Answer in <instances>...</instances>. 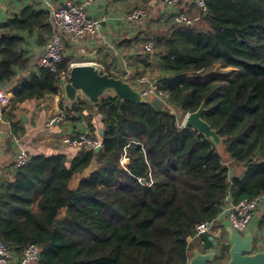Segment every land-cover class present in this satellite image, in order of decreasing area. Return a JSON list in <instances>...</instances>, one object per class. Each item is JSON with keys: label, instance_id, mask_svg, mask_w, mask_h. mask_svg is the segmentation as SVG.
Returning a JSON list of instances; mask_svg holds the SVG:
<instances>
[{"label": "trees", "instance_id": "1", "mask_svg": "<svg viewBox=\"0 0 264 264\" xmlns=\"http://www.w3.org/2000/svg\"><path fill=\"white\" fill-rule=\"evenodd\" d=\"M204 1L205 10L189 6V13H199L193 24L166 20L156 29L161 19L151 21L128 44L155 43L150 56L126 59L127 81L140 88L143 78L154 81L167 94L165 110L116 96L98 105L78 98L66 107L60 80L72 59L65 49L57 72L36 67L24 35L36 34L37 44L46 46L53 34L50 13L34 3L0 25V87L14 95L0 119L13 136L25 133L23 109L56 99L67 120L85 121L97 134L94 119L100 117L104 131L97 134L98 153L37 155L0 176V240L17 257L36 245L39 264H189L199 243L188 239L199 224L264 194V0ZM120 65L105 62L104 71L118 78L125 73ZM217 66L236 73L216 76ZM202 105L220 148L180 125V114ZM209 237L200 240L206 248ZM227 253L223 246L216 261Z\"/></svg>", "mask_w": 264, "mask_h": 264}, {"label": "crops", "instance_id": "2", "mask_svg": "<svg viewBox=\"0 0 264 264\" xmlns=\"http://www.w3.org/2000/svg\"><path fill=\"white\" fill-rule=\"evenodd\" d=\"M81 1L82 0H0V25L10 21L24 8L31 6L34 3H39L40 8L48 11L51 15L52 10H57L70 2L80 3ZM197 2L198 0H182L177 6L173 7L167 5L165 0L96 1L88 8L87 12L90 17L102 22V27L99 33L96 35H85L81 38L63 37L66 56H69L72 59L71 68L72 65L80 63H92L100 67L103 73H107L104 71V63L107 62L109 65H112L117 60L121 64L119 69L125 71V73L123 72V75L119 74L120 76L118 79L120 78L127 81L131 77V72L127 70L126 59L142 53L141 45L128 46L129 42L137 38L140 33L147 28L151 21L161 19L162 22L156 25L155 28H164V21H174V18L179 14L181 15L182 11L189 13V6L191 4H197ZM135 8H143L148 13V17L139 25L127 20V15ZM189 14H191V19L195 21L198 20V10H194ZM24 35L27 38V50L30 55H34V62L36 63L37 59H39L45 52L53 34L49 38L47 45L44 47L37 44L36 34L32 37H29L27 34ZM112 72H115L118 75V72L113 69ZM65 76L67 77L68 75ZM145 78L150 80L148 77ZM143 79L141 80V83L146 84V87H148V84L144 83ZM146 87L138 88L144 91ZM4 89L6 90V88ZM7 93L10 95L11 102L9 107L0 109L1 116L4 112H7L10 109L14 100V95L9 91H7ZM39 106V102H34L20 112L19 117L23 120L25 125V133L18 138L13 136L11 125L0 119V176L3 173H14L15 157L20 149L29 152L31 156H52L63 154L69 159H73L77 154L78 149L65 145L64 140L68 137H77L84 134L86 131H90L85 121L73 123L67 120L66 116L63 114L58 99L53 100L51 103H46L44 107ZM66 107H68L67 102ZM60 115L64 116V121L56 125H49L51 118ZM94 122L97 129L96 133L99 134V132L103 130L101 118L96 117ZM129 163L130 160L127 155L123 156L122 165L126 167ZM228 224L227 215H223L215 223L214 228L210 233L202 235L210 236V241L211 238H213L214 241L217 242V246H214L213 241H211L212 246L206 248L204 242L200 241L202 236L199 238L190 237L188 240L190 243L193 245L199 243L198 247H193L191 249V258L194 256L195 250H198L203 254L214 251L217 252V254L214 261L209 264H226L229 262L230 244L228 241V231L226 230ZM248 232H251L254 238L252 253L264 251V199L259 204L248 229L243 233H237L244 236ZM223 246L228 248V253L224 259L221 260L219 258L220 260L217 262L216 258L219 256ZM255 248H257V250H255ZM38 261L39 260L30 264H39ZM11 264H19V257Z\"/></svg>", "mask_w": 264, "mask_h": 264}, {"label": "built area", "instance_id": "3", "mask_svg": "<svg viewBox=\"0 0 264 264\" xmlns=\"http://www.w3.org/2000/svg\"><path fill=\"white\" fill-rule=\"evenodd\" d=\"M96 1L99 0H82L80 3L70 2L57 10L51 11V23L54 31L45 52L36 61L37 67L48 69L53 73L57 72L58 66L61 64L64 57V36L81 38L85 35H96L99 33L102 27V22L100 20L93 19L87 12L88 8L91 7ZM181 1L182 0H165V3L174 7L177 6ZM197 4L201 9L205 10L204 0H198ZM147 17L148 13L145 9L135 8L127 15V20L131 23L139 25ZM174 21L176 23L185 24H193V22H195V20L189 18L188 16L180 14L174 18ZM154 51L155 43L153 41L145 43V45L142 47V53L144 54L151 55ZM73 66L74 65H72V67ZM68 76L66 77L64 75L62 78L67 79ZM143 82L148 84V87L143 91L144 96H152L165 102V97H167V94L164 93L163 90L159 89L154 81L152 82L151 80L144 78ZM10 102L11 100L9 93H7L4 88L0 87V109L9 107ZM64 119L65 118L63 115L53 117L50 119L49 125H56L64 121ZM181 126H185V123ZM64 143L65 145L78 150L86 149L90 151H96L98 148H102L101 138L97 134H92L90 131H86L84 134L77 137H68L64 140ZM30 159V153L20 149L15 157V166L17 168H22L28 164ZM263 199L264 194L252 200L245 199L238 204H230L220 215V217L227 215L228 222L232 225L234 230L236 232L243 233L250 226L255 212ZM219 218L212 223L206 222L199 224L196 227V234L194 237L199 238L206 233H210ZM40 252L39 246H29L25 250L22 258H19V264H30L37 261L38 254ZM17 258L18 257L16 256L15 252L0 240V264H11Z\"/></svg>", "mask_w": 264, "mask_h": 264}, {"label": "water", "instance_id": "4", "mask_svg": "<svg viewBox=\"0 0 264 264\" xmlns=\"http://www.w3.org/2000/svg\"><path fill=\"white\" fill-rule=\"evenodd\" d=\"M60 86L68 107L75 103L78 98H82L92 105H98L102 98L116 96L123 102L129 101L134 104L150 102L157 110H165L167 108L163 100L152 96H144L143 91L138 87L131 85L123 79L111 77L109 73H103L100 67L92 63L74 65L69 72L68 78L60 80ZM204 111L205 109L202 105L198 111L189 114L185 120V127L197 130L208 141L219 147L222 140L217 131L213 130L203 120L202 114ZM171 113L175 114L176 112L172 110ZM99 134L103 137L104 131H100ZM100 150L101 148H98L95 152L98 153ZM33 157L32 155L31 158ZM142 183L145 184L146 181L142 180ZM226 230L228 231V241L230 244V260L226 264H264V251L252 253L254 238L251 232L242 236L234 230L230 223L226 226ZM211 241H213L214 246H217V242L213 238H211ZM216 254L217 252L214 251L203 254L195 250L189 264L212 263ZM40 258L41 253L38 254V260Z\"/></svg>", "mask_w": 264, "mask_h": 264}, {"label": "rangeland", "instance_id": "5", "mask_svg": "<svg viewBox=\"0 0 264 264\" xmlns=\"http://www.w3.org/2000/svg\"><path fill=\"white\" fill-rule=\"evenodd\" d=\"M236 73V70L232 69V68H223L222 66H217L214 70H213V74H217L216 76H221V77H232L234 74ZM203 78H208L209 73H204L202 74ZM186 116H182V114L179 115L180 118V125L185 123L186 120ZM221 146H219L220 148ZM255 250H257V248H255ZM227 255V254H226Z\"/></svg>", "mask_w": 264, "mask_h": 264}]
</instances>
